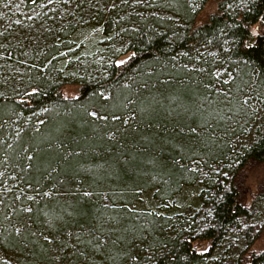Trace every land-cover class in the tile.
<instances>
[{"label": "trees", "instance_id": "1", "mask_svg": "<svg viewBox=\"0 0 264 264\" xmlns=\"http://www.w3.org/2000/svg\"><path fill=\"white\" fill-rule=\"evenodd\" d=\"M214 1L205 18L201 1L180 5L175 19L125 15L102 0H23L28 14L12 13L11 0H0V19L13 18L0 25V264H134V235L151 231L141 222L158 221L101 205L85 189L172 196L195 175L193 161L229 160L221 95L203 80L200 51L217 47L264 85V0L237 9L236 0ZM95 26L102 38L82 42L81 30ZM68 83L77 95L63 94ZM231 159L229 173L205 181L208 219L174 236L159 232L148 264H204L236 228L243 243L221 264H264V248H252L263 222L251 220L264 179L248 203L241 176L264 163V118ZM117 210L126 216L106 218Z\"/></svg>", "mask_w": 264, "mask_h": 264}, {"label": "rangeland", "instance_id": "2", "mask_svg": "<svg viewBox=\"0 0 264 264\" xmlns=\"http://www.w3.org/2000/svg\"><path fill=\"white\" fill-rule=\"evenodd\" d=\"M179 1L182 3H179ZM201 1H205L203 2L205 4L207 3L200 15L201 18H205L211 11L216 9L217 4L214 0H102V4L104 7H107V10L112 6L120 5V7H124L123 12L125 15L126 12L131 15L155 12L154 14L166 16L167 18L179 19L180 17L175 12H181L180 5L186 3L192 8L193 6H199L202 3ZM236 1V4H232L236 9L245 5L244 0ZM9 5L12 13L24 10L23 13L25 14L26 12L28 14L27 9H24L23 0H11ZM7 14L9 13L5 15ZM12 19L11 17L1 18L0 25H7ZM102 35L103 33L96 26L85 28L79 33L82 42L86 41L85 43L89 45H92L95 41L102 38ZM203 52H206L205 56L208 61V64L202 67V71H205L203 80L209 86L210 90L222 96H217L221 99L219 102L217 98L213 100L211 98V100L218 102L219 119L221 120L222 130L225 134V139L227 138L226 143L229 147L224 155L229 160L227 162L225 160L213 161L209 158L207 164L205 163L206 165L204 164V166H198L193 161L189 165V169L197 173L195 172L193 177L191 175L186 177V179H182L184 180L183 186L172 196H165L163 194L164 196L161 197L157 193V188L140 190L136 193L131 192L130 194L125 193L120 195L118 193L114 198L108 188L98 192L91 190L89 187L85 189L86 194L93 196L91 199L99 201L101 205H107L111 209H126L137 215H152V219L158 221L159 224L156 228L152 224L149 226V223H151L150 220L141 222L143 225H148L147 228L150 227L151 231L147 230L143 232V230H139L134 235L135 239H138L135 250L131 255L134 264H148L146 261L147 258L145 257L150 256L154 251L153 249L157 248L155 245L159 242L156 239V235L159 232L174 236L182 230L185 231L193 226H200L208 219L210 207L204 195L207 183L205 181L212 177L216 178L220 174L226 175L229 173L231 158H234V152L236 153L240 150L241 146L249 144L254 139L264 118V85L259 83L256 74H251L248 71L245 74L239 66H233L231 68V65H228L229 63L220 58L221 52L217 47L206 50L202 49V52L200 51L202 55ZM129 55L130 52L124 53L119 58V61H124ZM62 90L66 96H75L79 91V86L74 83H68L63 86ZM210 96L214 97L216 95L207 94L206 99L209 101H211ZM241 176L250 188L247 197L249 203L252 201L258 186L264 179V163H252L246 166L241 171ZM117 211L113 213L105 212L107 214L106 218L108 217L107 219H109V216H111L116 219H122L126 216V214L121 212L123 210ZM251 220L257 223L263 222L262 225H257V229H259L258 227L261 228V233L252 247L255 250H261L264 248V201L257 203L255 214ZM160 226L163 231H160ZM150 232L153 233L154 237L147 240ZM241 237L238 228L230 231L221 245L207 257L204 264H221L226 259L225 256L233 255L237 246L243 243ZM197 246L201 250H207L209 243L203 241L197 243ZM0 251L4 252L3 248Z\"/></svg>", "mask_w": 264, "mask_h": 264}]
</instances>
